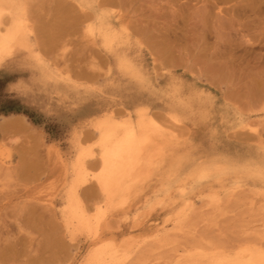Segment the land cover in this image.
<instances>
[{
    "label": "rangeland",
    "instance_id": "rangeland-1",
    "mask_svg": "<svg viewBox=\"0 0 264 264\" xmlns=\"http://www.w3.org/2000/svg\"><path fill=\"white\" fill-rule=\"evenodd\" d=\"M26 1L31 45L0 75L60 137L20 113L23 129H0V264H89L96 241L73 226L74 186L90 226L108 213L102 236L128 247L124 264H214L212 255L264 250V0ZM95 7L109 12L117 49L102 44ZM137 110L171 134L166 159L127 205L108 207L95 123L135 120Z\"/></svg>",
    "mask_w": 264,
    "mask_h": 264
},
{
    "label": "bare ground",
    "instance_id": "bare-ground-1",
    "mask_svg": "<svg viewBox=\"0 0 264 264\" xmlns=\"http://www.w3.org/2000/svg\"><path fill=\"white\" fill-rule=\"evenodd\" d=\"M29 1V0H28ZM23 2H27L26 0H0V65L9 57L13 56L20 47H29L31 45L29 34L27 32L26 20L27 16L24 17V7L27 9L29 5L26 3L25 6ZM90 3L93 0H81L80 3ZM84 3V4H85ZM79 4V3H78ZM28 5V7H27ZM34 6V5H33ZM86 6V5H85ZM31 7V6H30ZM96 8V7H95ZM97 9V8H96ZM95 9V10H96ZM28 10V9H27ZM26 10V11H27ZM30 10V9H29ZM98 17L100 22L97 25V31L101 37L102 44L107 48H113L117 45L118 41V31L113 28L110 18L108 17L106 11H101L97 9ZM96 15V14H95ZM29 20V18H28ZM97 20V19H95ZM94 20V21H95ZM120 23V22H119ZM89 27V26H88ZM95 27V26H94ZM124 28V27H123ZM90 30H93V25L89 27ZM46 30V28L44 29ZM32 31V30H31ZM95 32V31H94ZM92 32V33H94ZM97 32V33H98ZM91 34V33H90ZM97 35V34H96ZM94 36V35H93ZM93 38V37H92ZM95 39V36H94ZM93 39V40H94ZM100 42V41H98ZM97 44V43H96ZM99 45V44H98ZM100 46V45H99ZM106 48V49H107ZM116 48V47H114ZM117 49V48H116ZM121 50V49H120ZM108 51V50H107ZM123 51V50H122ZM19 52V51H18ZM120 52V51H119ZM36 53V52H35ZM113 53V52H112ZM127 53V52H125ZM115 54V53H114ZM37 55V54H36ZM40 55V54H39ZM138 55V54H137ZM38 56V55H37ZM135 56V55H134ZM120 57V56H119ZM39 58V57H38ZM42 56L40 55V59ZM118 58V57H117ZM138 58V57H136ZM127 59V58H126ZM130 59V58H129ZM42 60V59H41ZM131 60V59H130ZM138 60V59H137ZM141 60V59H140ZM32 61V60H31ZM30 61V62H31ZM117 61V60H116ZM134 61V60H133ZM127 68L130 66L127 60L122 59L120 61ZM34 63V62H33ZM7 64V63H6ZM29 64V63H28ZM39 64V63H38ZM37 65V64H36ZM35 65V66H36ZM44 66V64H43ZM42 66V67H43ZM25 68V67H24ZM141 68V65H140ZM33 69V68H32ZM34 71V70H33ZM46 72V71H45ZM49 74V73H48ZM44 78V77H43ZM47 78V77H46ZM112 78V77H111ZM59 80V79H58ZM177 80V79H176ZM152 83V82H151ZM150 83V84H151ZM179 84V82H178ZM139 85V84H138ZM174 85V83H173ZM175 85H177L175 83ZM151 86V85H149ZM171 86V85H170ZM182 86V85H178ZM154 87V85L152 86ZM173 87V86H172ZM175 87V86H174ZM155 88V87H154ZM153 88V89H154ZM158 88V87H157ZM178 88V87H177ZM156 90V89H155ZM178 90V89H176ZM181 90V89H180ZM184 90V89H182ZM159 91V90H158ZM169 91V90H168ZM167 91V92H168ZM171 92V91H170ZM174 92V91H173ZM163 93V91H162ZM176 93V91H175ZM187 93V92H185ZM161 92L158 94L159 96ZM166 94V93H165ZM169 94V93H167ZM164 95V94H162ZM167 96V95H165ZM172 96V94H171ZM159 98V97H158ZM170 98V97H169ZM172 98V97H171ZM172 100V99H171ZM175 100V99H173ZM172 100V101H173ZM171 101V102H172ZM169 102V101H168ZM167 103V101H166ZM175 103V102H174ZM180 103V102H179ZM147 105V104H146ZM195 104L193 103V106ZM168 106V105H167ZM173 106V105H172ZM180 106V104H179ZM177 107V106H176ZM127 108V107H126ZM135 108V107H134ZM147 108V107H146ZM170 108V107H169ZM181 108V107H180ZM183 108V107H182ZM188 108V107H187ZM186 108V109H187ZM191 108V107H190ZM168 108H166L167 110ZM172 109V108H171ZM185 109V108H184ZM193 109V108H192ZM191 109V110H192ZM197 109V108H195ZM129 110V109H128ZM136 110V109H134ZM149 110V109H148ZM147 110V112H149ZM174 110V108H173ZM137 117L135 120L132 118L127 120H123L121 122L117 121H108L104 122L103 120H96V126L100 129V154L102 159V170L96 176L102 191L106 196V204L108 207H111L114 204H126L129 197L132 195V191L136 189V183L138 181L141 182L144 179V183L146 184V180L148 179L145 175L148 172L149 168L152 165H156L159 160L165 155L166 148L168 145V137L171 136L167 134L166 130L161 128L156 121L142 110H137ZM171 111V110H170ZM185 111V110H184ZM188 111V110H187ZM195 111V110H194ZM172 112V111H171ZM178 112V111H177ZM183 112V110H181ZM192 112V111H191ZM190 112V113H191ZM198 112V111H197ZM170 113V112H169ZM194 113V112H192ZM177 114V113H175ZM189 112L187 113V115ZM131 116V114H129ZM172 115V114H171ZM170 115V116H171ZM181 115V114H180ZM4 119H0V129L2 132H6L8 130H21L24 126L27 125L26 118L20 116L19 114L13 113L9 115H2ZM173 116V115H172ZM179 116V115H178ZM186 116V115H185ZM177 117V116H176ZM182 117V115H181ZM180 117V118H181ZM179 118V117H178ZM179 118V120H180ZM185 119V117H182ZM181 118V119H182ZM181 121V120H180ZM179 121V123H180ZM178 122V121H177ZM160 124V123H159ZM185 124V123H184ZM162 125V124H160ZM167 127V126H166ZM176 128V127H175ZM97 130V129H96ZM169 133V132H168ZM172 138H174L172 136ZM181 138V137H180ZM179 138V139H180ZM177 139V138H176ZM175 139V140H176ZM179 141V140H176ZM175 141V143H177ZM186 141V140H184ZM194 141V140H193ZM172 142V141H171ZM174 142V141H173ZM196 142V141H194ZM187 143V142H186ZM189 143V142H188ZM196 144V143H195ZM193 145V144H192ZM191 145V146H192ZM186 146V145H185ZM190 146V143L188 147ZM194 148H196L194 146ZM177 149V148H176ZM193 149V148H192ZM199 151V150H198ZM201 152V151H200ZM199 152V153H200ZM167 157V155H166ZM186 157V156H185ZM181 159L183 161L186 158ZM165 158V157H163ZM179 157H175L171 162H176ZM181 158V157H180ZM166 159V158H165ZM197 159V158H196ZM162 160V159H161ZM180 160V161H181ZM262 160V159H260ZM259 160V161H260ZM248 161V160H247ZM263 161V160H262ZM246 163V162H245ZM254 164V162H252ZM251 163V164H252ZM257 163V162H256ZM261 163V161H260ZM164 164V163H163ZM171 164V163H170ZM252 164V165H253ZM259 164V163H258ZM84 165V161L82 156L76 161L74 167L77 170H80ZM158 165V164H157ZM172 165V164H171ZM233 166V165H231ZM236 166V165H234ZM233 166V167H234ZM243 166V165H242ZM156 167V166H155ZM154 168V166L152 167ZM159 167H156V169ZM239 168V167H238ZM241 168V167H240ZM160 169V168H159ZM253 169V168H252ZM151 170V169H150ZM212 170V169H211ZM214 170V168H213ZM241 171V170H240ZM247 172L246 170H244ZM243 171V172H244ZM249 171V170H248ZM153 172V171H152ZM151 172V173H152ZM236 172H238L236 170ZM150 173V176L153 174ZM213 173V172H210ZM230 173V172H229ZM242 173V172H241ZM81 174V171H80ZM165 174V173H164ZM169 174H172L170 171ZM228 174V173H226ZM149 175V172L148 174ZM168 175V173H167ZM174 175V173H173ZM208 175V174H207ZM165 176V175H164ZM169 176V175H168ZM248 176V172H247ZM251 176V175H250ZM146 177V178H144ZM173 177V176H172ZM170 176V178H172ZM178 177V176H177ZM222 177V176H221ZM258 177V176H256ZM152 178V176L150 177ZM176 177L172 178L175 180ZM208 178V177H207ZM223 178V177H222ZM240 178V177H239ZM146 179V180H145ZM155 179V178H154ZM171 179V180H172ZM178 179V178H177ZM202 179V178H201ZM210 179V178H209ZM212 179V178H211ZM209 181H213V180ZM224 179V178H223ZM237 179V177H236ZM262 179H264L262 177ZM229 180V179H228ZM250 180V179H249ZM152 181H154L152 179ZM149 182V183H152ZM157 181V180H156ZM197 181V180H196ZM227 181V180H226ZM170 182V181H169ZM202 182V181H201ZM232 182V181H231ZM263 182V181H262ZM168 183V180H167ZM213 183V182H212ZM244 183V182H243ZM141 184V183H139ZM138 186L141 187V185ZM209 184V183H208ZM239 184V183H238ZM143 185V184H142ZM168 185V184H167ZM190 185V184H189ZM214 185V183H213ZM212 185V186H213ZM233 185V184H232ZM236 185V184H235ZM146 186V185H145ZM172 186V185H171ZM183 186V185H182ZM181 186V187H182ZM194 186V185H193ZM201 186V185H200ZM204 186V185H203ZM206 186V185H205ZM227 186V185H225ZM240 186V185H239ZM138 187V188H140ZM180 187V188H181ZM214 187V186H213ZM212 187V188H213ZM230 187V186H229ZM264 187V186H263ZM144 188V187H143ZM171 188V187H170ZM184 188V187H183ZM183 188H181L183 190ZM189 188V187H187ZM199 188V187H198ZM211 188V189H212ZM233 188V187H232ZM252 188V187H251ZM166 189V188H165ZM214 189V188H213ZM212 189V190H213ZM225 189V188H224ZM230 189V188H229ZM255 189V188H254ZM76 186L71 188V192L69 195V203L68 209L70 211V217L76 220V223L73 225L75 229L77 228H86V231H90L94 236V240L96 241V245L91 252L89 253L88 263L89 264H124L125 260L131 255V251L127 248L119 247L118 241L116 237L112 234V236L104 239L102 236V229L107 227L106 223V211H100L96 216L95 224L90 226V219L88 217V213L85 212V209L78 205L77 201V193ZM160 190V188H159ZM180 190V191H182ZM191 190V189H190ZM197 190V189H196ZM211 190V191H212ZM228 190V188H227ZM144 191V190H143ZM194 191V190H193ZM210 191V190H209ZM215 191V189L213 190ZM158 192V191H157ZM191 192V191H190ZM207 192V191H204ZM143 193V192H142ZM198 193V192H196ZM139 195V193H137ZM135 194V195H137ZM183 194V193H182ZM188 195V194H187ZM186 195V196H187ZM191 195V194H190ZM155 196H158L155 195ZM175 196V195H174ZM178 196V195H177ZM183 196V195H182ZM192 196V195H191ZM201 196V195H200ZM217 196V195H216ZM159 197V196H158ZM173 197V196H172ZM179 197V196H178ZM176 197V198H178ZM215 197V196H214ZM103 198V197H102ZM133 198V196L131 197ZM180 198V197H179ZM178 198V200H179ZM192 198V197H191ZM134 199V198H133ZM219 199V197H218ZM177 200V202H178ZM215 200V199H214ZM220 200V199H219ZM176 201V200H175ZM194 201V200H193ZM209 201V200H208ZM132 202V201H131ZM150 202V200H149ZM161 202V201H160ZM167 202V201H166ZM219 202V201H218ZM159 203V202H158ZM174 203V202H173ZM191 203V202H190ZM147 204V203H146ZM181 204V203H180ZM193 204V202H192ZM127 205V204H126ZM190 205V204H189ZM188 205V207H189ZM118 206V205H116ZM167 206V205H166ZM177 206V205H176ZM124 207V206H123ZM130 206H128L129 208ZM169 207V206H167ZM175 207V206H174ZM187 207V208H188ZM192 207V206H191ZM195 207V206H194ZM126 208V207H125ZM127 208V209H128ZM173 207H171L172 209ZM118 209V208H117ZM121 209V208H120ZM124 209V208H123ZM121 209V210H123ZM136 209V208H135ZM175 209V208H173ZM179 209V207H178ZM181 210V209H180ZM193 210V209H192ZM190 210V212H192ZM116 211V208H115ZM132 211V210H131ZM110 212V210H109ZM176 212V211H174ZM133 213V212H132ZM179 213V212H178ZM111 214V213H109ZM134 214V213H133ZM131 215V214H130ZM179 215V214H178ZM108 216V215H107ZM172 217V216H171ZM177 218V217H176ZM189 220V219H188ZM166 222V221H165ZM182 222V221H181ZM185 222V221H184ZM70 221H67L68 228L70 227ZM164 223V222H163ZM167 223V222H166ZM177 223V222H176ZM179 224V223H178ZM160 226V225H159ZM160 230V229H159ZM162 230V229H161ZM166 230V229H165ZM87 231V232H88ZM89 234V233H88ZM106 234V233H104ZM110 234V233H109ZM142 235V234H141ZM162 235V234H161ZM160 235V236H161ZM107 236V235H106ZM127 236V235H126ZM151 236V235H150ZM145 238V237H143ZM162 238V237H161ZM128 239V237H127ZM156 239V238H155ZM92 240V239H91ZM123 240V238L121 239ZM120 241V240H119ZM143 241V240H141ZM122 242V241H121ZM93 243V242H92ZM124 243V242H123ZM95 244V243H94ZM120 244V242H119ZM122 244V243H121ZM120 244V245H121ZM127 245V244H126ZM122 246H124L122 244ZM256 249V248H254ZM218 253V252H216ZM229 256V255H228ZM231 256V254H230ZM198 257V256H197ZM215 263H223V264H264V250L262 249H244L241 254H236L234 257L221 258V256L212 255L211 256ZM194 260V259H193ZM190 261V260H189ZM197 262H202L198 261ZM214 263V264H215ZM192 264V263H190ZM198 264V263H196Z\"/></svg>",
    "mask_w": 264,
    "mask_h": 264
},
{
    "label": "trees",
    "instance_id": "trees-1",
    "mask_svg": "<svg viewBox=\"0 0 264 264\" xmlns=\"http://www.w3.org/2000/svg\"><path fill=\"white\" fill-rule=\"evenodd\" d=\"M12 80V77L0 75V116L12 113L24 114L33 125L44 128L50 140L60 137V133L43 121L42 115L29 109L21 99L8 91V84Z\"/></svg>",
    "mask_w": 264,
    "mask_h": 264
}]
</instances>
